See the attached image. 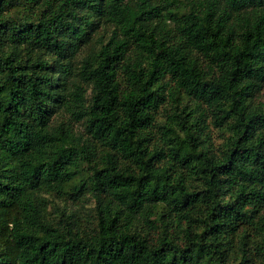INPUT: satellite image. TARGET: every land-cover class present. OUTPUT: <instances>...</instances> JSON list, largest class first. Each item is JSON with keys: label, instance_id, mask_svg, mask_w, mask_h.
Listing matches in <instances>:
<instances>
[{"label": "trees", "instance_id": "obj_1", "mask_svg": "<svg viewBox=\"0 0 264 264\" xmlns=\"http://www.w3.org/2000/svg\"><path fill=\"white\" fill-rule=\"evenodd\" d=\"M263 92L264 0H0V264H264Z\"/></svg>", "mask_w": 264, "mask_h": 264}, {"label": "rangeland", "instance_id": "obj_2", "mask_svg": "<svg viewBox=\"0 0 264 264\" xmlns=\"http://www.w3.org/2000/svg\"><path fill=\"white\" fill-rule=\"evenodd\" d=\"M109 32H106L104 36V41L107 39V35H108ZM86 54V50H83L81 52H78L77 55H75L74 59H73V68L76 72L79 71L81 65H82V58L83 56ZM91 90H88L86 95H87V98L90 99V96H91ZM260 100L264 101V92L261 94L260 96ZM165 115L163 114L162 111H160L158 113V119H165L164 117ZM57 119L59 121L61 120H64V121H73L75 118L72 114V112L68 111L67 109H62L60 111V114H58V117ZM72 125H74V128H76L78 131H82L83 130V124L82 122H75L73 121ZM217 133V132H216ZM218 141V140H217ZM45 196H47L49 198V201H50V205H49V210L51 211L52 214L55 213L54 209H55V206L59 205L61 208H66V211L68 212H71V211H76V212H79V213H83L84 210L85 211H89L90 214H94V210H93V207H94V199L93 197H91L90 195H88L86 198H84L82 201L80 202H77V201H73L71 199H60V198H57L56 196H54V194H51V193H44Z\"/></svg>", "mask_w": 264, "mask_h": 264}]
</instances>
